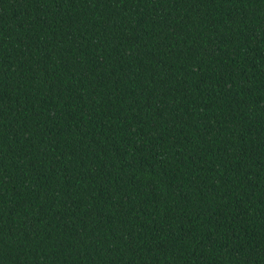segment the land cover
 <instances>
[{
    "label": "trees",
    "instance_id": "trees-1",
    "mask_svg": "<svg viewBox=\"0 0 264 264\" xmlns=\"http://www.w3.org/2000/svg\"><path fill=\"white\" fill-rule=\"evenodd\" d=\"M0 264H264V0H0Z\"/></svg>",
    "mask_w": 264,
    "mask_h": 264
}]
</instances>
